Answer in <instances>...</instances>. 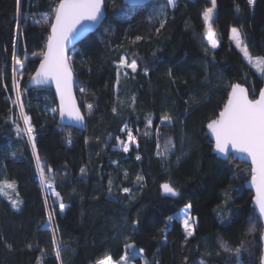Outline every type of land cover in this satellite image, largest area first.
Here are the masks:
<instances>
[{
	"label": "trees",
	"instance_id": "1",
	"mask_svg": "<svg viewBox=\"0 0 264 264\" xmlns=\"http://www.w3.org/2000/svg\"><path fill=\"white\" fill-rule=\"evenodd\" d=\"M58 3L0 0V188L15 183V191H0V264H97L106 256L117 263L132 254L127 245L143 249L148 264H260L263 228L245 188L251 169L213 155L207 125L232 85L246 87L251 99L263 87L230 35L237 29L253 59L264 58V0H216V49L205 39L211 0H180L163 13L165 2L128 7L106 0L105 22L70 53L85 132L58 125L51 90L26 89ZM13 51L23 61L20 100ZM122 58L135 59L137 71L121 67ZM21 103L35 153L22 130ZM165 115L171 121L162 122ZM128 131L136 144L123 152L119 141L127 142ZM37 155L53 185L47 191ZM164 183L180 196L163 197ZM188 205L189 238L180 219Z\"/></svg>",
	"mask_w": 264,
	"mask_h": 264
},
{
	"label": "snow or ice",
	"instance_id": "2",
	"mask_svg": "<svg viewBox=\"0 0 264 264\" xmlns=\"http://www.w3.org/2000/svg\"><path fill=\"white\" fill-rule=\"evenodd\" d=\"M127 2V0H126ZM249 4L253 0H248ZM20 0H17L19 5ZM105 0H59V3L54 8L55 22L51 25V35L48 37L47 52L43 54V59L40 62L39 70L36 75L32 77L37 83H45L48 80L55 82L56 91L60 98L59 114L63 119L65 116L73 119L77 123H82L84 117L81 115L79 109L76 107L72 97L71 91V70L68 64L70 57L65 53V46L67 43L80 38L91 27L100 23L104 12ZM174 0H166V4L161 6V13L167 5H172ZM216 8V0H211V6L207 7L203 12V19L207 25V34L205 39L211 48L217 47V40L215 39L216 33L212 26L213 12ZM48 17L44 16L43 21L47 22ZM40 21H37L39 23ZM163 27V23H161ZM19 28V25H17ZM139 39V37H138ZM231 40L235 42L237 48L244 54L245 58L251 63L253 57L249 54L247 47L243 46L241 36L237 29H232ZM15 49V41L13 43ZM13 60L16 65L23 67V61L16 57L13 51ZM121 67L130 68L132 72L137 71V61L133 59L130 63L122 58L120 60ZM255 66L258 71L264 73V58H255ZM147 75V69H145ZM81 91H84L82 88ZM20 98V93H17V99ZM134 100V98H133ZM21 115L23 123L26 126V135L32 142V148L35 153L36 143L35 136L33 135L34 129L31 125L29 117L23 115V104L21 103ZM91 110L92 105H88ZM53 112L56 109H52ZM115 112L116 109L114 108ZM171 117L165 115L162 122L171 121ZM149 123H151L149 121ZM215 138V149L217 152L224 156H230V151L237 154H244L251 159L252 163V183L257 189L256 204L259 208L261 217H264V89L260 90L259 99H249L248 90L240 84L231 86V93L225 104L223 110L219 113L217 119L212 120L207 125ZM19 134L20 128L17 126ZM70 135V134H69ZM119 140V138H117ZM124 152L129 151V143H135L136 138L131 131L127 132V142L119 141ZM171 142L169 141V144ZM137 160L140 156L137 155ZM37 167L40 169L39 179L42 186L51 189L53 187L49 176L45 175L44 167L41 166L39 156L36 157ZM47 171L51 173L53 170L49 167ZM85 170L82 168L81 173ZM141 176H137V180H142ZM162 190L166 194L177 196L176 189L169 183L162 184ZM2 188H9L15 191V183L4 181ZM0 188V191H2ZM125 193L129 192L128 188H124ZM59 196L58 193H56ZM15 207V203L13 204ZM187 207H191L188 205ZM61 212L65 210L63 203L59 204ZM51 216L49 221H51ZM171 219V217H169ZM138 223V222H137ZM184 231L187 237L193 236V231L188 223V219L183 221ZM255 231V226L251 229ZM56 244V241L53 240ZM225 250H229L227 245L222 244ZM131 248L133 245H127ZM240 249H236L239 253ZM143 252V249L140 250ZM56 259L60 260V250L56 249ZM97 264H113L112 258L106 256L104 259L97 261ZM117 264H129V257L124 255L120 258ZM264 264V260H262Z\"/></svg>",
	"mask_w": 264,
	"mask_h": 264
},
{
	"label": "water",
	"instance_id": "3",
	"mask_svg": "<svg viewBox=\"0 0 264 264\" xmlns=\"http://www.w3.org/2000/svg\"><path fill=\"white\" fill-rule=\"evenodd\" d=\"M158 2H165L166 3V0H127V2H126V0H123V4L125 6H128V7H143V6H146V5L150 4V3H158ZM179 2H180V0H174V3L172 5H167L169 10L170 11H174L175 8H176V5ZM105 3H106V0H105ZM105 3H104V7H103L104 15H103L100 23H98L97 25L91 27L80 38H78L76 40H73V41H71V42L66 44L65 53H66V55L68 57H70V53H71V51L73 49H75L82 41H84L91 34L95 33L102 26V24L105 22L106 17H107L106 9H105ZM54 22H55V17H54L53 23ZM50 35H51V29H50ZM46 52H47V45H46L45 53ZM68 64H69V67H70V70H71V91H72V97H73V100L75 102L76 107L79 109L81 115L84 117L82 123H77L73 119H70L67 116H65L63 119L61 118V116L59 114L60 98H59V95H58V93L56 91V85H55L54 81L48 80L45 83H37L35 80L32 79V77H34L36 75V72L39 70L40 63L38 65L36 71L34 72V74L28 80V82L26 84V89H27V91L39 90V89H49V90H51L53 92L55 101L57 103L58 125L60 127H71V128L76 129V130H79L81 132H85L86 131L87 122H86V118H85L83 112L80 109V106H79V103H78V100H77V97H76V90H75L76 89L75 88L76 79H75L74 73H73L72 68H71L70 59L68 61ZM244 88H246V87H244ZM262 89H264V75H263V87H262ZM248 95H249V99H251L249 91H248ZM257 99H259V95H258ZM207 134H208L209 139L211 140V142L213 144L212 154L215 155L218 159H220L222 161H228L230 158H232V160L234 162H238L240 164H246L251 169V178H250V180L248 182L245 183V188H246L247 191H250L252 193V195H253L252 209L254 210V212H255L257 218L259 219V221H260V223L262 225V228H263L262 235H261V238H260V244H261V261H260V264H262V260H264V217L260 216L259 208H258V205L256 204L257 189H256L255 185L252 183V163H251V159L248 158L244 154H237V153H234V152H231V151H230V156H224L223 154H221V153L216 151V149H215V138L212 135L211 131L208 129V127H207ZM160 189H161V194H162L163 197L176 199V198H178L180 196V193H178V192H177L178 193L177 196H172L170 194L164 193L163 190H162V187Z\"/></svg>",
	"mask_w": 264,
	"mask_h": 264
},
{
	"label": "rangeland",
	"instance_id": "4",
	"mask_svg": "<svg viewBox=\"0 0 264 264\" xmlns=\"http://www.w3.org/2000/svg\"><path fill=\"white\" fill-rule=\"evenodd\" d=\"M215 13H216V8H215V10H214V12H213V18H212V25H213V20H214V16H215ZM206 25V24H205ZM206 27H207V25H206ZM231 35H232V32H231ZM231 35H230V37H231ZM216 39V38H215ZM207 41V40H206ZM231 42L235 45V42L233 41V40H231ZM243 42V41H242ZM208 43V42H207ZM210 46V45H209ZM236 46V45H235ZM243 46H245V44H244V42H243ZM217 47H218V42H217ZM216 47V48H217ZM246 47V46H245ZM211 48V47H210ZM216 48H214V49H216ZM211 49H213V48H211ZM239 51H240V49L239 48H237ZM241 52V51H240ZM242 53V52H241ZM243 54V53H242ZM243 56H244V54H243ZM244 58H245V56H244ZM245 60H246V62L258 73V74H260L261 76H263L264 75V73H262L261 71H258L257 70V67L255 66V59H253V61L250 63L249 62V60L248 59H246L245 58ZM22 71H23V67L21 68L19 65H16L15 66V72H16V89H17V93L19 92V93H21V88H20V76H21V74H20V76L18 77L17 76V74H19V73H22ZM17 100H20V98L19 99H17ZM22 122H23V119H22ZM24 124V123H23ZM22 130H24V133H26V126L24 125V128L22 129ZM132 146H134V144L133 143H129V149L132 147ZM122 151L124 152V150H123V146H122ZM44 187V186H43ZM44 189L47 191L48 190V188H45L44 187ZM188 219V223H189V225H190V227H191V229H192V231H193V233H194V219H193V217H192V213H191V209L189 208V207H187V208H185L183 211H182V213H181V217H180V219H181V222H182V228H183V231H184V227H183V221H184V219ZM253 228V227H252ZM251 228V229H252ZM250 229V231H249V235L251 236V237H249L248 238V243H249V245L250 246H253V244H254V241H253V239H252V236L255 234V231H256V228H255V231H252ZM184 233H185V235L187 236V234H186V232L184 231ZM192 237V236H191ZM189 238V237H188ZM131 250H132V254L131 255H127L128 257H129V264H148V261H147V259L143 256V254L140 252V250L139 249H137L135 246H133V247H131ZM251 250H253V249H251ZM248 251H250L249 250V248H248ZM113 264H117V263H115L114 261H113Z\"/></svg>",
	"mask_w": 264,
	"mask_h": 264
},
{
	"label": "built area",
	"instance_id": "5",
	"mask_svg": "<svg viewBox=\"0 0 264 264\" xmlns=\"http://www.w3.org/2000/svg\"><path fill=\"white\" fill-rule=\"evenodd\" d=\"M134 145L136 144V143H133Z\"/></svg>",
	"mask_w": 264,
	"mask_h": 264
}]
</instances>
